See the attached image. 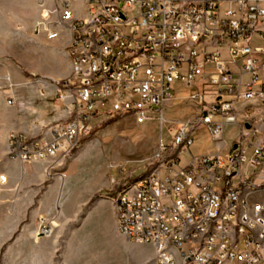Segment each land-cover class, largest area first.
I'll list each match as a JSON object with an SVG mask.
<instances>
[{"label":"built area","instance_id":"2783aa9c","mask_svg":"<svg viewBox=\"0 0 264 264\" xmlns=\"http://www.w3.org/2000/svg\"><path fill=\"white\" fill-rule=\"evenodd\" d=\"M73 1L42 6L37 25L48 41L71 35L67 120L50 136L11 133L9 158L56 172L98 118L154 122L155 152L114 197L120 234L156 264H264V0H87L83 18ZM198 132L213 153H193Z\"/></svg>","mask_w":264,"mask_h":264},{"label":"rangeland","instance_id":"374dc122","mask_svg":"<svg viewBox=\"0 0 264 264\" xmlns=\"http://www.w3.org/2000/svg\"><path fill=\"white\" fill-rule=\"evenodd\" d=\"M53 1L0 0V121H9V112L16 109L41 132L65 122L57 115L64 108L57 101V92L47 94L46 87L59 86L70 75L65 74L63 57L70 39L68 30L63 27L61 37L50 42L37 29L42 6ZM86 3V0L73 1L76 17L85 16ZM10 98L12 105L8 104ZM53 105L57 112L51 111ZM181 114H177V119ZM92 127L91 134L63 166L47 175L66 174L68 189L78 191L81 196H94V200L102 195H115L129 173L138 170L137 175L141 174L143 161L155 152L158 127L154 122L138 126L131 119L112 115L98 118ZM237 133V128H230L226 137L231 139ZM214 151L208 135L198 132L193 153L204 155ZM88 158L96 160L94 165L86 162ZM186 160L187 157L182 162ZM91 170L100 179L94 185L89 184ZM9 193L8 185L0 181V264H47L50 260L52 264H156L151 245L136 244L123 236L111 238L101 227H88L83 221L88 205L82 207L79 221L60 226L55 219H49L55 226L51 237L38 238L37 228L28 235L30 244L16 245V237L24 233L26 225L14 234L16 214L9 206Z\"/></svg>","mask_w":264,"mask_h":264},{"label":"crops","instance_id":"0c3cea01","mask_svg":"<svg viewBox=\"0 0 264 264\" xmlns=\"http://www.w3.org/2000/svg\"><path fill=\"white\" fill-rule=\"evenodd\" d=\"M63 1L65 0H57L56 2L60 4ZM46 5L49 6L50 4ZM52 5H55V0L49 7ZM63 29L62 27L59 38L62 35ZM69 36V43L63 56L65 74L71 73V59L68 51L71 41L70 33ZM65 74L58 77H63ZM46 88L47 94H53L56 91L57 101L64 105V108L60 112H57V107L54 105L51 107V111L57 112L58 117L66 121L68 117L67 100L59 97L58 86ZM259 106L260 104L257 102H249L239 106V109ZM9 114H11L10 116L13 120L0 121V145L2 146L0 151V174L7 178L6 184L10 190L8 194L9 206L11 211L16 214V222L13 227L14 234L26 225L24 233L16 237V245L30 244L29 236L37 228L39 229L42 219H55L60 226H64V224L69 222L79 221L81 219L82 207L85 205H88V208L83 221L88 227H101L108 231L111 238L121 237L114 202V197L117 193L115 195H102L93 200L94 196H81L78 191L68 189L69 181H65L66 174L62 176L52 175V177L47 175V168L52 164L51 160L35 162L28 165L25 171H23L22 165L18 161L11 160L8 157V140L11 133H19L28 138L50 136V131L53 127L52 125L45 132H41V129L36 124L31 125L30 119L27 116L20 115L22 114L21 111L15 109L10 111ZM88 161H91V164L94 165L96 160L88 158L86 162ZM89 176L90 185L97 184L100 180L98 174H95V170H91ZM47 264H52L51 260ZM60 264L65 263L60 262Z\"/></svg>","mask_w":264,"mask_h":264},{"label":"bare ground","instance_id":"6f19581e","mask_svg":"<svg viewBox=\"0 0 264 264\" xmlns=\"http://www.w3.org/2000/svg\"><path fill=\"white\" fill-rule=\"evenodd\" d=\"M1 181V180H0ZM53 226H54V224H53ZM39 238V237H38Z\"/></svg>","mask_w":264,"mask_h":264}]
</instances>
